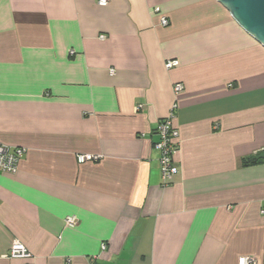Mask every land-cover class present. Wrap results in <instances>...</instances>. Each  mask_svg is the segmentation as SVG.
<instances>
[{
	"label": "crops",
	"instance_id": "1",
	"mask_svg": "<svg viewBox=\"0 0 264 264\" xmlns=\"http://www.w3.org/2000/svg\"><path fill=\"white\" fill-rule=\"evenodd\" d=\"M0 141V264H264V47L218 0H0Z\"/></svg>",
	"mask_w": 264,
	"mask_h": 264
},
{
	"label": "built area",
	"instance_id": "2",
	"mask_svg": "<svg viewBox=\"0 0 264 264\" xmlns=\"http://www.w3.org/2000/svg\"><path fill=\"white\" fill-rule=\"evenodd\" d=\"M110 1L112 0H97L100 6H107ZM154 11L161 15L160 21L163 26L169 25L170 20L166 15L162 13L160 6L155 7ZM105 37V35H101L102 39H104ZM178 65L179 60L177 59H170L165 63V67L167 69H172ZM111 71L113 72L114 69H111ZM184 89V83L178 82L174 84V90L177 95L184 91ZM140 107H138L137 109H140ZM175 108L176 105L174 104L170 114L160 120L157 128L159 141L156 143V146L160 150V169L164 185L171 184L180 170L176 162V154L179 149L180 130L174 122ZM26 152L27 149L25 147H11L3 144L0 141V171L4 173L17 172L19 162L25 156ZM100 158V155L95 154H81L78 156V160L82 163L86 161L98 160ZM77 222L78 220L76 217H68L66 219V223L71 226L77 224ZM103 247L105 248V245H103ZM7 256L11 258L23 259H31L33 257L31 251L27 248V246L17 240L12 243L10 252ZM238 264L257 263L256 260L251 256H242L239 258Z\"/></svg>",
	"mask_w": 264,
	"mask_h": 264
},
{
	"label": "water",
	"instance_id": "3",
	"mask_svg": "<svg viewBox=\"0 0 264 264\" xmlns=\"http://www.w3.org/2000/svg\"><path fill=\"white\" fill-rule=\"evenodd\" d=\"M218 1L247 33L264 47V0ZM258 158L264 159V153Z\"/></svg>",
	"mask_w": 264,
	"mask_h": 264
},
{
	"label": "trees",
	"instance_id": "4",
	"mask_svg": "<svg viewBox=\"0 0 264 264\" xmlns=\"http://www.w3.org/2000/svg\"><path fill=\"white\" fill-rule=\"evenodd\" d=\"M259 155L254 159H244V165H250L252 163L264 162V159L258 158Z\"/></svg>",
	"mask_w": 264,
	"mask_h": 264
}]
</instances>
